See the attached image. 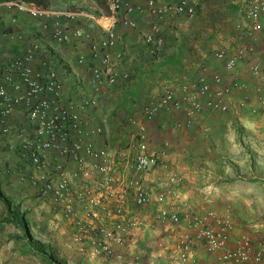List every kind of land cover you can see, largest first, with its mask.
<instances>
[{"label":"built area","instance_id":"1","mask_svg":"<svg viewBox=\"0 0 264 264\" xmlns=\"http://www.w3.org/2000/svg\"><path fill=\"white\" fill-rule=\"evenodd\" d=\"M105 2L112 23L134 26L129 18H117L132 12V4L126 0ZM146 6L159 19L164 15L192 16L197 1L162 0L158 4V0H146ZM263 16L264 0H245L244 18L251 38L261 30ZM80 17L97 20L103 12L96 8L93 16L84 10L46 8L21 0L0 1V148H17L39 174L30 180L35 194L50 201L73 228L71 235L81 254L103 257L110 264H140L148 218L138 209H150L157 220L177 227L172 240L159 237L155 241L166 252L169 264H263L264 241H255L246 232L234 236V213L229 206L221 211L190 206L181 193L184 175L168 161V142L151 149L146 126L159 113L171 109L180 110L189 119L201 111L226 112L227 98L237 87V62L248 59L254 44L240 45L232 53L224 48L215 50L214 58L234 75L229 83L222 74L201 65L191 84L167 86L144 104L141 118L130 120L134 148L119 164L110 149L95 142L103 128L84 119L67 98L66 69L52 56L55 49L50 41L77 46L86 40L99 60V66L91 70L96 86L117 81L110 67L116 32L108 28L97 37V31L75 22ZM143 39L152 54L163 47L158 24ZM85 58L81 52L76 59L83 64ZM247 69L258 82L257 89L264 90V66L248 60ZM85 103L92 107L96 101L91 98ZM16 112L24 124L12 125ZM11 134L18 135L16 146L10 141ZM52 155L58 158L54 162L50 160ZM153 170L163 174L162 189L147 185L146 175ZM72 178L78 180L77 184Z\"/></svg>","mask_w":264,"mask_h":264},{"label":"crops","instance_id":"2","mask_svg":"<svg viewBox=\"0 0 264 264\" xmlns=\"http://www.w3.org/2000/svg\"><path fill=\"white\" fill-rule=\"evenodd\" d=\"M126 1L134 6L133 11L117 18H129L134 26L122 25L119 21L112 23L113 16L108 10L97 20L80 17L75 21L86 25L88 30L97 31V37L103 36L108 28L116 32L117 44L111 49L110 57L111 70L117 74L114 84L105 82L96 86L91 79L92 67L99 66V60L92 55L88 41H80L77 46L50 41L55 49L52 56L66 69L67 98L84 119L103 128V132L95 136V142L110 149L119 164L126 161L134 148V127L130 120L141 118L144 104L167 86L179 88L191 84L201 65L222 74L229 83L234 75L224 69L222 61L214 58L215 50L224 48L232 53L240 45L254 44V52L248 59L237 62V76H234L237 87L227 98L226 112L201 111L189 119L180 110L171 109L146 122L151 149L168 142V161L184 175L181 193L189 199L190 206L221 211L224 207L217 191L227 179V170H224L223 161L217 160L224 158L218 153L222 152L227 138L233 140L237 136V129L252 128L257 133L264 130V90L257 89L258 82L247 69L248 60L264 66V16L261 30L251 38L247 35L249 27L244 18L245 0H196V12L192 16L164 15L161 19L148 12L146 0ZM161 2L158 0V4ZM155 24L160 28L164 43L161 50L152 54L143 36ZM81 52L86 56L83 64L76 59ZM91 98L96 101L92 107L85 103ZM21 122L23 118L16 112L11 123ZM18 140V135L11 134L14 146ZM57 159L55 155L50 157L52 162ZM36 176L39 174L32 170L17 148H0V264H60L43 255L49 246L42 242L47 230L51 229L49 236L55 238L51 245L58 244L61 238L64 243L67 232L61 233L66 226L50 201L35 194L30 180ZM146 178L148 187L162 189L164 177L160 170L149 172ZM72 181L77 184L78 180L72 178ZM138 211L148 218L145 228L148 248L155 246L159 237L173 239L176 226L157 220L150 209ZM239 221L234 215V236L244 232ZM70 241L77 249L73 238ZM28 249L35 253L25 251ZM197 251L205 256L202 250ZM37 257L40 262L36 261ZM73 259L72 255L70 260Z\"/></svg>","mask_w":264,"mask_h":264},{"label":"rangeland","instance_id":"3","mask_svg":"<svg viewBox=\"0 0 264 264\" xmlns=\"http://www.w3.org/2000/svg\"><path fill=\"white\" fill-rule=\"evenodd\" d=\"M49 5L60 10H84L93 16L96 14V8L99 7L93 0H52ZM221 151L218 154L224 158L220 157L217 160L223 161L224 170H227V179L217 191L218 198L221 200L219 202L223 207L231 208L234 215L239 218L243 231L253 240L264 241V130L261 129L257 133L252 128L249 130L245 127L239 128L233 140L226 139ZM61 222L67 227L62 228L63 233H61L65 235L67 232L66 241L63 243L61 238L58 244L51 245V240L55 238L49 236L51 229L47 230L42 244H48L49 250L44 251V256L56 259L60 264H110L103 257H92L86 254L83 257L71 244L73 228L68 227L64 218ZM261 237L262 239H257ZM146 248H148L147 240L140 248L141 264H164V262L169 264L166 252H161L156 243L147 251ZM72 255L73 261L70 260ZM36 261L41 260L37 257ZM41 264H48V262Z\"/></svg>","mask_w":264,"mask_h":264},{"label":"trees","instance_id":"4","mask_svg":"<svg viewBox=\"0 0 264 264\" xmlns=\"http://www.w3.org/2000/svg\"><path fill=\"white\" fill-rule=\"evenodd\" d=\"M0 1H9V0H0ZM21 1L32 2L35 4L41 5L43 7H46V8H49L50 6H52V5H49V3L52 0H21ZM93 1H95L98 4V6L102 12L107 11L105 0H93ZM25 251H27L28 253H35V252H33V250H30V249L25 250Z\"/></svg>","mask_w":264,"mask_h":264},{"label":"clouds","instance_id":"5","mask_svg":"<svg viewBox=\"0 0 264 264\" xmlns=\"http://www.w3.org/2000/svg\"><path fill=\"white\" fill-rule=\"evenodd\" d=\"M25 2V1H24ZM30 3H32V2H30ZM99 8V7H98ZM100 9V8H99ZM70 11H72V10H70Z\"/></svg>","mask_w":264,"mask_h":264}]
</instances>
